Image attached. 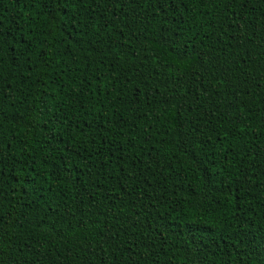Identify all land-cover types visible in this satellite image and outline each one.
<instances>
[{
  "label": "trees",
  "instance_id": "trees-1",
  "mask_svg": "<svg viewBox=\"0 0 264 264\" xmlns=\"http://www.w3.org/2000/svg\"><path fill=\"white\" fill-rule=\"evenodd\" d=\"M53 7L0 0L3 264H264V0Z\"/></svg>",
  "mask_w": 264,
  "mask_h": 264
},
{
  "label": "snow or ice",
  "instance_id": "snow-or-ice-1",
  "mask_svg": "<svg viewBox=\"0 0 264 264\" xmlns=\"http://www.w3.org/2000/svg\"><path fill=\"white\" fill-rule=\"evenodd\" d=\"M31 2V0H30ZM34 2H37V3H41L43 5H54V7L52 8V13L54 14H58L59 13V9L60 7L63 5V4H66L68 2V0H34ZM82 2V0H81ZM64 16H66L69 20V22L75 20V16H68L67 12L64 13ZM55 18V17H53ZM2 162V161H0ZM23 186V185H21ZM0 264H3V260L0 259Z\"/></svg>",
  "mask_w": 264,
  "mask_h": 264
}]
</instances>
